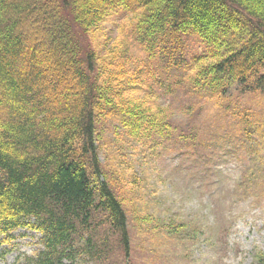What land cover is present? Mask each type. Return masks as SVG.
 <instances>
[{
  "label": "trees",
  "instance_id": "trees-1",
  "mask_svg": "<svg viewBox=\"0 0 264 264\" xmlns=\"http://www.w3.org/2000/svg\"><path fill=\"white\" fill-rule=\"evenodd\" d=\"M119 9L133 15L130 40L169 71L188 64L185 37L200 39L193 93L264 95V0H0V236L40 234L26 264L130 257L124 202L98 159L96 125L114 118L137 141L174 126L167 109L133 95L147 82L146 64L127 68L125 53L99 62L83 46ZM151 221L143 223L158 229Z\"/></svg>",
  "mask_w": 264,
  "mask_h": 264
},
{
  "label": "rangeland",
  "instance_id": "rangeland-1",
  "mask_svg": "<svg viewBox=\"0 0 264 264\" xmlns=\"http://www.w3.org/2000/svg\"><path fill=\"white\" fill-rule=\"evenodd\" d=\"M132 16L113 12L86 34L83 46L99 62L125 53L127 68L146 64L147 82L133 95L167 109L174 131L137 141L114 118L96 125L98 159L124 202L130 232V257L115 264H258L257 254L264 253V95L236 87L225 96L193 93L196 57L204 55L200 39L185 37L188 64L169 71L137 38L130 40ZM121 41L131 43L122 44L124 52ZM145 218L159 228L145 226ZM40 238L26 229L9 242L0 236V264H26L41 248Z\"/></svg>",
  "mask_w": 264,
  "mask_h": 264
}]
</instances>
